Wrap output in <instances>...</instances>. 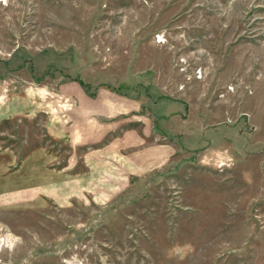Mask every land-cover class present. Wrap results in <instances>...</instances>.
Returning a JSON list of instances; mask_svg holds the SVG:
<instances>
[{
    "label": "rangeland",
    "instance_id": "rangeland-1",
    "mask_svg": "<svg viewBox=\"0 0 264 264\" xmlns=\"http://www.w3.org/2000/svg\"><path fill=\"white\" fill-rule=\"evenodd\" d=\"M0 264H264V0H0Z\"/></svg>",
    "mask_w": 264,
    "mask_h": 264
},
{
    "label": "crops",
    "instance_id": "crops-1",
    "mask_svg": "<svg viewBox=\"0 0 264 264\" xmlns=\"http://www.w3.org/2000/svg\"><path fill=\"white\" fill-rule=\"evenodd\" d=\"M94 154V153H93ZM93 154H88V155H86L85 156V158L86 157H88V158H90ZM90 160V161H89ZM99 160L100 159H85V161H87V163H88V169H86V174L84 175V177H82V181L85 183V184H88L87 182L89 181V179L91 178L90 176H91V174H93V173H95V172H97L98 170L99 171H101L100 170V168L98 167V165L100 164V162H99ZM84 161V162H85ZM74 168H75V163L73 162V163H70L69 164V166L66 168L67 170H74ZM61 171H64V170H62L61 169ZM71 173H73V172H70V173H67V174H71ZM69 181H73L74 183H75V178H71V179H68ZM68 182V181H67ZM72 182V184H74Z\"/></svg>",
    "mask_w": 264,
    "mask_h": 264
}]
</instances>
